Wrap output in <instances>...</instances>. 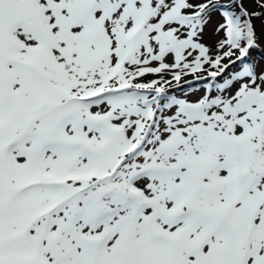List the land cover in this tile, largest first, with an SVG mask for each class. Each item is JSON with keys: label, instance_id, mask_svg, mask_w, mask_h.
I'll list each match as a JSON object with an SVG mask.
<instances>
[{"label": "snow or ice", "instance_id": "6c2138e0", "mask_svg": "<svg viewBox=\"0 0 264 264\" xmlns=\"http://www.w3.org/2000/svg\"><path fill=\"white\" fill-rule=\"evenodd\" d=\"M0 264H264V0H0Z\"/></svg>", "mask_w": 264, "mask_h": 264}]
</instances>
